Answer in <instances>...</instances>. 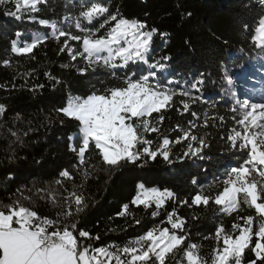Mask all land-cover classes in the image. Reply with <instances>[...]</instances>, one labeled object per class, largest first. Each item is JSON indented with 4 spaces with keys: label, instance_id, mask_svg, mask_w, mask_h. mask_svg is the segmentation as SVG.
<instances>
[{
    "label": "snow or ice",
    "instance_id": "obj_1",
    "mask_svg": "<svg viewBox=\"0 0 264 264\" xmlns=\"http://www.w3.org/2000/svg\"><path fill=\"white\" fill-rule=\"evenodd\" d=\"M259 4L264 7V0H259ZM0 5H12V9L4 14L17 20L24 19L25 14L28 19L37 20L32 14L44 10L42 6H50L49 0H0ZM64 19L74 20L75 33L58 27L55 20L37 21L52 29L51 38L58 41V54L67 53L70 61H76L61 64V68L74 69L82 77L103 69L108 77L119 80L111 85L100 79L98 83L102 87L93 85L90 92L72 97L66 106L56 109L57 114L76 122L78 128L75 136H68L66 145L74 155L71 169L81 177V184L75 188L82 189L98 167L115 170L128 165L143 166L158 157L171 164L173 144L185 145L176 160H203L210 142L207 131L204 135L193 134L192 130L198 127L197 121L200 120L197 111L190 112L189 127L176 125L179 133L175 140L164 135L154 147V141L147 138L149 133H161L165 112L174 106L175 97L186 98L180 100L182 110L176 109L181 115L190 111V103L204 101L202 94L194 95L202 93L203 73L194 81H185V86L171 79L165 83L157 79L155 71L138 76L142 64L148 65L149 69H164L163 62L171 60L170 56L163 55L150 63L154 36L159 34L165 38L167 34L150 27L145 21L122 16L118 7L112 11L102 0H86L74 17ZM14 35L9 44L10 53L15 57L30 55L33 60L36 59L34 49L48 39L47 36H34L29 43L22 40L20 31ZM251 40L256 47L264 48V15L259 17ZM69 41L79 43L73 46ZM11 64L10 59L0 58V65L7 68ZM130 65H137V70H130ZM120 69L127 70L123 76L118 75ZM21 75L25 77L24 83L17 85L16 75H13L11 88L8 83H0V89L35 92L45 87L43 83H29L26 77L31 76V72ZM43 75L52 83L53 89L63 83L50 71ZM7 110V105L0 103V117L5 116ZM230 112L235 126L227 131L226 136L221 134L219 138L233 154L239 152L240 158L235 166L226 169L221 190L213 194L201 188L190 198L180 199L168 189H146L143 183H139L136 195L130 200L131 205H143L145 210L155 204L152 217L159 215L167 200L189 208L208 206L212 202L225 215L236 213L231 230L221 222L215 226L214 236L204 237L217 242L208 258L200 255V245L191 242L187 222L177 214L176 207L167 213L170 227L155 225L123 246H94L87 241H98L100 235L93 236L72 219L87 209V198L82 191L65 189L67 194L60 200L54 191L47 196L58 208L55 217L39 215L21 199L0 204V264H170V261L172 264H264V100L254 102L246 98L238 101ZM225 119L224 115L210 117L204 112L202 127H214L216 121L226 127ZM60 123L64 124L65 120L61 118ZM12 135L16 136V133ZM93 152L96 163H92V157L88 155ZM59 177L54 182L58 186L63 187L64 181L75 184L74 173L69 168L60 170ZM191 183L197 185L198 180L193 177ZM21 197L31 199L22 192ZM40 198L45 199V196ZM130 204H123L116 215L133 216ZM245 205L254 209L256 215H241ZM192 219L198 217L194 215ZM133 220L137 225L141 223L134 216Z\"/></svg>",
    "mask_w": 264,
    "mask_h": 264
},
{
    "label": "trees",
    "instance_id": "obj_2",
    "mask_svg": "<svg viewBox=\"0 0 264 264\" xmlns=\"http://www.w3.org/2000/svg\"><path fill=\"white\" fill-rule=\"evenodd\" d=\"M85 2L49 0L50 6H42L44 10L32 14L37 20L28 19L27 14L22 20L7 16L4 13L12 9V5H0V58L12 61L11 67L0 65V83H8L11 88L13 75H16L15 83L19 85L25 80L21 74L31 72L32 75L26 77L30 84H45L43 89L35 92L0 89V103L6 104L8 109L6 115L0 117V204L21 199L39 215L55 217L58 208L47 199L50 192L54 191L60 200L67 194L65 189L82 191L88 207L72 219L93 236L100 235L98 241H87L94 246H123L155 225L170 227L167 213L176 207L177 214L187 222L191 242L200 245V255L208 258L217 242L204 237L214 236L215 226L221 222L231 230L236 213L225 215L212 202L208 206L189 208L167 200L159 215L152 217L151 212L156 210L154 204L145 210L143 205H131L130 200L136 195L139 183H143L145 188L168 189L180 199L190 198L201 188L213 194L222 189L226 169L235 166L240 158L239 152L233 154L219 138L221 134L226 136L227 131L235 126L230 112L237 105L233 85L243 88L244 99L264 100V48L256 47L251 40L259 17L264 15V7L259 0H102L112 11L118 7L122 16L145 21L150 27L167 34L165 38L159 34L154 36L150 63L163 55L170 56L171 60L163 62L166 65L164 69H148L142 64L138 76L155 71L157 79L165 83L170 79L176 80L180 86H185V81H194L201 73L204 74L202 93H194L202 94L204 101L190 103V111L181 115L176 109L182 110L180 100L186 98L175 97L174 106L165 112L161 133H149L147 138L154 141V147L164 135L175 140L179 133L176 125L189 127L190 112L197 111L200 120L197 121L198 127L192 130L193 134L204 135L207 131L210 148L205 149L203 160H176V155L183 152L185 145L173 144L171 164L158 157L143 166L128 165L115 170L98 167L95 174L84 182L83 188L78 189L75 185L81 184V177L71 169L74 155L66 146L68 136L78 133L77 124L57 114L56 109L66 106L72 97L90 92L93 85L102 87L98 83L100 79L111 85L119 83V80L108 77L103 69L84 77L74 69H62L61 64L76 61H70L67 53L58 54V41L51 38L52 29L37 21L55 20L58 27L75 33L74 20H65L64 17H74ZM16 31L23 33L22 40L29 43L34 36L48 37L34 49L35 60L30 55L15 57L10 53V40L15 38ZM63 39L61 37V41ZM69 43L75 46L79 42ZM130 70H137V65H130ZM45 71L59 76L63 83L53 89L52 83L43 75ZM125 71L118 70V75L123 76ZM204 112L210 117L224 115L226 127L216 121V126L203 128ZM61 118L65 120L64 124L60 123ZM13 132L16 136L12 135ZM88 155L92 157V163H96L94 152ZM64 168L73 171L75 184L64 181L61 187L54 183L60 179L59 171ZM193 177L198 180L197 185H192ZM21 192L31 199L23 200ZM125 203L130 204L129 210L135 219L141 221L140 224L134 223L133 216L116 215ZM243 207L241 215H256L254 209ZM194 215L198 219L193 220Z\"/></svg>",
    "mask_w": 264,
    "mask_h": 264
},
{
    "label": "rangeland",
    "instance_id": "obj_3",
    "mask_svg": "<svg viewBox=\"0 0 264 264\" xmlns=\"http://www.w3.org/2000/svg\"><path fill=\"white\" fill-rule=\"evenodd\" d=\"M147 68H148V65H145ZM149 69V68H148ZM233 88H234V92H235V96H236V101H240L242 102L244 100V97H243V88H241L239 85L235 84L233 85ZM70 101V100H69ZM68 101V103H69ZM152 188H156V187H152ZM146 189H149V188H146ZM158 189V188H157ZM159 190V189H158ZM155 205V204H154Z\"/></svg>",
    "mask_w": 264,
    "mask_h": 264
}]
</instances>
